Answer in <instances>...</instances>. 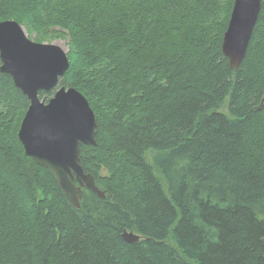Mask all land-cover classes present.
Segmentation results:
<instances>
[{
  "label": "trees",
  "instance_id": "1",
  "mask_svg": "<svg viewBox=\"0 0 264 264\" xmlns=\"http://www.w3.org/2000/svg\"><path fill=\"white\" fill-rule=\"evenodd\" d=\"M232 4L0 0V21L26 25L34 41L67 36L59 85L94 111L96 145H81V166L105 192L83 188L76 209L24 154L29 101L0 73V118H11L0 120V202L21 213L0 264H264V0L234 70L221 50Z\"/></svg>",
  "mask_w": 264,
  "mask_h": 264
},
{
  "label": "water",
  "instance_id": "2",
  "mask_svg": "<svg viewBox=\"0 0 264 264\" xmlns=\"http://www.w3.org/2000/svg\"><path fill=\"white\" fill-rule=\"evenodd\" d=\"M259 11L260 0L233 2L221 42L222 53L233 70L245 55ZM0 58V72L9 74L14 85L31 98L39 90L51 89L69 65L66 52L60 46L28 39L14 20L0 22ZM262 92L261 103L264 88ZM50 109L40 117L31 107L25 111L19 127L24 153L54 174L75 208L80 207L83 187L104 198L94 177L84 173L80 165L81 144H96V123L87 99L77 89L62 86L55 92ZM121 236L129 243L140 238L132 231H124Z\"/></svg>",
  "mask_w": 264,
  "mask_h": 264
},
{
  "label": "rangeland",
  "instance_id": "3",
  "mask_svg": "<svg viewBox=\"0 0 264 264\" xmlns=\"http://www.w3.org/2000/svg\"><path fill=\"white\" fill-rule=\"evenodd\" d=\"M21 27L23 28V30L25 31L26 35L28 38L30 39H34V37L36 36L35 33L31 32V29L29 27H27L26 25H21ZM47 39H51L52 41H45L43 40V43H52V44H56L58 46H60L63 50H65L66 53H68L69 49H68V46H69V40L66 37H59V36H52L50 38H47ZM87 92V91H86ZM89 93V92H88ZM90 94V93H89ZM90 96L92 98H94L91 94ZM0 105H4L7 109L8 108V105L5 103V102H0ZM262 105V103L260 104ZM4 118V117H2ZM0 118V120L2 119ZM113 120V119H111ZM117 120V119H115ZM114 120V121H115ZM3 121H5L7 124H11V118L10 117H6L3 119ZM13 124V123H12ZM9 131V130H8ZM11 131V130H10ZM95 131H96V128H95ZM95 134L94 133V138H95ZM96 141V139H95ZM85 145H93V144H85ZM96 145V144H95ZM25 154V153H24ZM26 155V154H25ZM154 155V153H153ZM0 172L1 174L4 176L5 175V171H3L0 167ZM2 182H5V181H2ZM6 183H7V187H12V184L10 183L9 180H6ZM1 184V183H0ZM96 185V184H95ZM60 186V185H59ZM97 186V185H96ZM98 187V186H97ZM99 188V187H98ZM89 189V188H87ZM100 189V188H99ZM90 191L94 192L93 190L89 189ZM101 191L104 192V190L100 189ZM63 191V190H62ZM4 192V190H0V195H2V193ZM96 193V192H94ZM97 194V193H96ZM105 194V192H104ZM66 196V195H65ZM67 198V197H66ZM68 200V199H67ZM69 202V200H68ZM70 203V202H69ZM71 204V203H70ZM72 206V204H71ZM74 207V206H73ZM75 208V207H74ZM80 208V207H79ZM79 208H76V209H79ZM21 217V213H20V210L19 208H14V207H10L9 205H6V203L4 202H0V242L2 241H8L9 239H14V238H17L19 235H18V230H19V227H20V221H19V218ZM30 222V220L25 219L24 221V225H28ZM25 227V226H24ZM26 228V227H25ZM27 231V230H26ZM124 232V231H123ZM122 232V233H123ZM28 233V232H26ZM134 233V232H133ZM136 234V233H135ZM139 235V234H138ZM140 236V235H139ZM122 237V236H121ZM141 237V236H140ZM140 239V238H139ZM137 242V241H136ZM135 243V242H134Z\"/></svg>",
  "mask_w": 264,
  "mask_h": 264
},
{
  "label": "bare ground",
  "instance_id": "4",
  "mask_svg": "<svg viewBox=\"0 0 264 264\" xmlns=\"http://www.w3.org/2000/svg\"><path fill=\"white\" fill-rule=\"evenodd\" d=\"M233 2H234V0H233ZM232 7H233V4H232ZM232 10V9H231ZM230 14H231V12H230ZM230 17V16H229ZM4 21H12V20H4ZM14 21H16V20H14ZM0 22H3V21H0ZM17 22V21H16ZM229 22V21H228ZM18 23V22H17ZM19 24V23H18ZM20 26H21V24H19ZM228 26V25H227ZM23 29V28H22ZM226 29H227V27H226ZM24 31V30H23ZM24 33H25V31H24ZM25 35H26V33H25ZM251 35H252V33H251ZM27 36V35H26ZM28 38V37H27ZM28 39H30V38H28ZM30 40H32V39H30ZM32 41H34V40H32ZM34 42H37V41H34ZM38 43H43V42H38ZM46 44H52V43H46ZM56 45V44H55ZM248 45V44H247ZM246 49H247V47H246ZM222 50V49H221ZM65 51V50H64ZM246 53V52H245ZM66 55H67V58H68V54L66 53ZM245 56V55H244ZM68 63H69V58H68ZM2 65V61H1V58H0V66ZM68 67H69V65H68ZM68 69V68H67ZM66 69V70H67ZM66 72V71H65ZM64 72V73H65ZM1 73V72H0ZM64 73H63V75H64ZM62 75V76H63ZM62 76H59L58 77V80H57V83L51 88V89H49V90H39V91H50V90H54L53 91V94L47 99V100H45V99H41L40 97H39V91H38V93L35 95V97H33V98H31V97H29V96H27L26 94H24L18 87H16L15 85V87L17 88V89H19L20 91H21V93L28 99V101H29V103H28V106H27V108L28 107H31L32 108V110H36V112H37V116L38 117H40L41 115H42V113L43 112H45V111H47V110H51L50 109V102H51V100L55 97V92L60 88V87H62V86H64L65 88H69V87H73V86H65V85H59V78L60 77H62ZM12 78V77H11ZM12 81H13V79H12ZM14 84V83H13ZM73 88H75V87H73ZM264 88V87H263ZM76 89V88H75ZM263 91V90H262ZM80 92V91H79ZM81 93V92H80ZM82 94V93H81ZM83 95V94H82ZM84 96V95H83ZM85 97V96H84ZM86 98V97H85ZM88 101V100H87ZM89 103V102H88ZM89 106H90V104H89ZM27 108L25 109V111L27 110ZM90 108H91V106H90ZM91 110L93 111V109L91 108ZM25 111H24V114H25ZM24 114H23V116H24ZM67 114H69V115H71V116H73V114L71 113V112H67ZM93 114H94V111H93ZM23 116H22V118H23ZM22 118H21V121H22ZM94 119H95V114H94ZM21 121H20V124H21ZM95 123H96V119H95ZM20 124H19V127H20ZM17 138H18V140H19V142H20V144H21V146H22V139H21V136H20V133H19V128H18V131H17ZM82 145V144H81ZM22 148H23V146H22ZM81 149V148H80ZM23 150H24V148H23ZM80 165H81V158H80ZM82 167V166H81ZM83 169V168H82ZM83 171H84V169H83ZM84 173H86L85 171H84ZM86 174H91V173H86ZM54 175V174H53ZM92 175V174H91ZM93 176V175H92ZM74 183L75 184H77V182L76 181H74ZM83 188H87V187H83ZM83 188L81 189L82 190V193H83ZM81 198H82V196H81ZM81 200V199H80Z\"/></svg>",
  "mask_w": 264,
  "mask_h": 264
}]
</instances>
